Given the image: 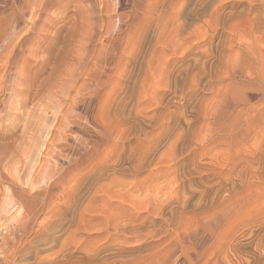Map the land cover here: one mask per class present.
I'll list each match as a JSON object with an SVG mask.
<instances>
[{"label":"bare ground","instance_id":"obj_1","mask_svg":"<svg viewBox=\"0 0 264 264\" xmlns=\"http://www.w3.org/2000/svg\"><path fill=\"white\" fill-rule=\"evenodd\" d=\"M132 1L114 30L81 4L67 52L77 72L67 66L45 89L59 109L38 174L49 181L63 160L79 174L64 210L83 237L62 245L61 261L36 264H264V0ZM29 2L25 14L44 9ZM1 33L0 48L10 47L14 32ZM104 141L110 150L96 161Z\"/></svg>","mask_w":264,"mask_h":264},{"label":"rangeland","instance_id":"obj_2","mask_svg":"<svg viewBox=\"0 0 264 264\" xmlns=\"http://www.w3.org/2000/svg\"><path fill=\"white\" fill-rule=\"evenodd\" d=\"M38 1L42 3L41 5L39 3L40 8L44 9L40 10L39 8H35V15L33 14L32 16V14L29 15L30 12L28 10V14H25L24 11L21 10L22 6L27 7V5H31L30 2L28 3V0H0V20L5 21L7 19V21H10H8V26L10 25V28L8 26L6 27L5 25V29H0V32H2L1 35L3 36L4 33L13 31L14 37H12L16 39H10V47L8 46L6 48H0V66L2 67V69L0 67V72L3 73V76L0 73V79L1 76L5 78L2 79L4 81H0V233L4 229H6L7 231L4 237H1L0 235V264H30L32 261L33 263L31 264H36L37 259L38 261L39 259H44L41 257L48 256L49 254L55 256L56 254H58L61 258V256L66 253V248L64 247L65 244L66 247H69V243L71 242L70 247H72L73 244L76 246L75 243L79 244V240H81V237H83V234L81 232H78V235L75 234V225L74 223L69 221V209L64 204V201H67L66 199L68 198L67 196L69 195V192L75 188V185L77 186V183L79 181L78 178H80V176L77 175L79 174L77 172H74L76 173L75 175L74 173L71 174L70 172V175V169L66 171L67 166L64 160L61 163L64 166L61 165V169L58 171V173H56L55 175L53 174V176L48 178L49 181L44 180L42 176L40 177V175L38 174V171L43 167V164L48 159H51L49 158V156H47V151L49 150L48 145L51 144V142L49 143V141H52V139H54L56 136V129L54 128V126L56 127L57 124V110L59 109V103L56 102V99L54 101L56 106L54 109L48 106V104L51 103V100L50 98L48 99V91H45V89H48L50 85L54 83L55 79L57 78L58 74L61 73V71H65L63 69H69L73 67L71 68V70L77 72L76 66L79 67V64H77L76 61H67V59L68 56L70 58V55L72 53H70V51H72V49H77L74 39H77L78 36H75V38L73 37L74 34L78 35V28L79 26H81L80 15H82V13L80 12L83 7L81 6V4H85L84 7H91L93 5V8H95L93 9V20L96 21L99 26H101L103 20L104 22L107 21L106 23L109 24L108 26H111L110 28L114 30L117 28V25H119V21L114 20V18L117 19L116 14L120 12L124 13L126 11H130L133 3L132 0H107L109 2V5L106 0H103L104 2L102 0ZM104 3L107 4L104 5ZM115 4L118 5L115 6ZM102 6H106L107 8L104 12L102 11ZM111 7H113L115 11ZM12 15L14 16V18L12 17ZM31 16L33 17V19L31 18ZM3 17L6 19H3ZM99 19L100 24L97 21ZM3 21L2 23L0 22V26L4 24ZM112 23H116L115 28L114 24ZM97 32H99L98 28ZM13 41H15V44H13ZM97 42L98 40L95 39L94 42L91 43L90 47L93 48V45ZM0 43H2L1 40ZM21 43L22 45H17ZM67 52L70 53V55ZM83 62H88L89 65H92L93 61ZM67 66L71 67L68 68ZM85 77L86 75L82 76V74L80 76L81 79ZM17 79H19L18 83H16ZM103 81L105 82V88H108L111 85V81L108 78L103 79ZM19 83H21V85ZM49 100L50 103H48ZM52 105L53 104H51V106ZM98 109L99 108L97 102L95 104V111L92 115L95 116V118L97 117L96 113L98 112ZM41 112H43V116L45 115L44 117L41 115ZM46 112L47 114H45ZM37 113H40L39 115H41L42 118L46 120V123L45 120L40 119L41 117H39ZM34 118L36 119V121ZM33 121L35 122V124ZM47 122L50 123V125ZM47 124L49 125V127L46 126ZM37 127L39 129H37ZM43 130H46V132H43ZM40 131L42 133V136H46V138L44 137L43 139ZM31 132L33 135L31 134ZM35 133H39L40 135H35ZM46 133H49V135ZM79 133L80 132L74 130L71 132L69 131L68 134L71 136L75 135L74 137L78 136L80 138H84V136L86 135L84 132L80 134ZM32 136H34L33 140H37V142L41 144L33 146L34 150L29 149L31 148V141H33L31 140ZM39 136H41L40 138L43 140V142L38 141L41 140L38 138ZM105 142L106 141H104L103 144V149H105H102L103 151H101L102 153H99V156H97L98 154H92V157L94 159L96 157L98 159L102 155L104 157L107 155L106 153L108 150H110L109 148L111 145L109 142ZM44 146L47 147L45 148ZM39 148H42V151ZM212 150L214 151V153L219 152V149L216 147ZM29 152H32L33 154ZM93 158H91V160H94ZM97 159L95 160L97 161ZM90 165H88V169L90 168ZM35 167L37 168V172L35 171ZM88 169L86 168L85 170ZM60 173L62 174V176ZM67 173L69 175H67ZM83 173L80 174L82 175ZM35 174L39 176H36L35 178ZM73 175L75 176V178L73 177L74 179L71 178ZM68 179L73 180L72 182H70V180ZM53 182L55 183L53 184ZM100 182H102L101 184H104L103 180L99 181L98 183L100 184ZM104 182L108 181L105 180ZM73 183L75 184L73 185L74 187L72 186ZM69 187L72 189H70ZM260 188L264 189L263 186H260ZM260 188H258V190L263 191V189L260 190ZM51 189H53L54 191ZM67 192L68 195L66 194ZM98 204H102L101 201H98L96 203V205ZM102 205L104 206V204ZM64 209L68 210L66 211ZM59 212L61 213V217L59 215ZM15 215L17 216V219ZM54 215H58L57 220H55L56 218H54ZM71 226L74 229L73 232ZM48 229L49 231H47ZM43 230L46 232H42ZM39 233L41 237L39 236ZM91 233L94 234L95 231H92ZM107 233H105V235H108ZM111 233H109V235ZM69 235H71L72 237ZM121 235L122 234L119 235L120 238H125L127 236L126 234H123L122 236ZM42 236L44 237V239ZM39 238L41 239L39 240ZM68 239L70 240V242ZM71 239H73L75 243H73L74 241L72 240V242ZM43 242L48 245L44 243V245H46L44 246ZM48 242H50L52 245H55V247H50L52 245H50ZM37 245L39 247H37ZM62 245H64V250L63 248H61ZM34 247L37 248L35 249ZM74 247H72V249ZM68 249L69 248H67V250ZM59 250H63L60 252V254L64 251L65 252L60 255L58 253ZM58 255L56 258H58ZM65 255H63L62 257L64 258ZM63 258H58V261H61Z\"/></svg>","mask_w":264,"mask_h":264}]
</instances>
